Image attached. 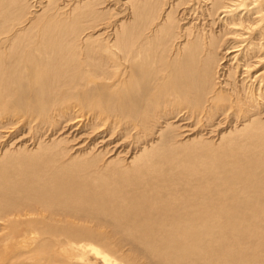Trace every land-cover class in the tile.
I'll use <instances>...</instances> for the list:
<instances>
[{"label": "rangeland", "instance_id": "obj_1", "mask_svg": "<svg viewBox=\"0 0 264 264\" xmlns=\"http://www.w3.org/2000/svg\"><path fill=\"white\" fill-rule=\"evenodd\" d=\"M17 1L20 2L18 3ZM38 1L39 0H37V2ZM46 1L47 0H41V2L40 3L38 2L39 4L36 3V5L35 3H33V0L31 1L1 0L0 2V30L3 31V32L0 31L1 32L0 39L2 40V41L0 40L2 42V43L0 42V44H3L4 46V47L0 46V111L3 112V113L0 112V218L7 217V221H8L7 222L4 221L3 219H0V264H73V263L74 264H105L100 259L96 258L95 255H93L91 252L90 253L88 252L84 256V259L82 260H76L73 258L71 259V257H69L72 256L73 254L75 255L74 257H77L82 253L80 250H77L76 248L71 250L72 245L70 243L67 242L64 243V241L68 239V236L71 235L76 237V234L73 229L69 230L70 233L69 231L68 232L65 231L66 233L63 232L65 233L64 235L59 231L60 229L45 228L46 226L45 224L53 222L55 223L56 226L63 229L65 226H67L70 223L75 224L74 222H72L73 220L84 222L85 227L87 228L95 227L101 229L105 233V235L108 236L109 242L105 239L104 236H101V239H99V236L94 235V237L96 236V238L91 240L90 238H92L91 237L92 235H86V234H82V235L79 234L80 238H78L77 235V237L73 241L74 242L76 241L78 244L89 242L96 246H103V247L107 241L108 245H111L115 248V252L111 254L119 262L117 264H213V263L242 264L241 259H243V261L245 260L243 264H247L246 261H250L248 262V264H260V263L264 264V259H263L264 258V249H263L264 248V113H263L264 90H263V86H260L261 89L260 92L262 93L253 94V96L250 97V99L247 98V100L250 101L245 100L243 102L240 101L241 103L237 102L238 104L236 105H238L239 107L241 106V111L244 112V114H242V116L241 115L235 116V121L233 123H231L230 118H228L229 120L226 119L227 115L234 113L233 109H229V111L227 109L226 111H224L226 109L224 106L228 104L230 96H232L233 98V94L228 93V95L224 96L223 100L217 103L219 104V108L214 109L216 112L213 110L211 111L210 106L208 105L209 102L206 101L207 99L206 90L210 86H200L196 83L195 87L197 85L196 88H198L199 91L198 92L193 91L189 98V100L191 99L190 103L187 104V106L185 105L187 108L184 106H182L183 107L182 108L181 106H177L178 105L176 104L177 100L173 99L172 95L168 97V94H171V92L167 89L172 90V88L168 87V85L164 87V84L161 82V86L163 85L160 89L161 92L157 91L155 95L154 94L151 95L149 91L146 89L148 85L151 84V82L153 83L157 82L156 79L158 77L155 78L156 74L154 75V73L156 71L153 68L157 64L156 60H158V56L159 55L161 56V63L165 64L166 66L168 65L167 64L168 61L171 58H174L173 52H175V50H173L174 48H172L173 45L169 46L170 42H168V40L171 38V37L169 38V36L173 30L163 34L164 37L165 35L166 37L165 39L161 37L158 41H156L158 42V44H156V42L152 43L150 47L151 49L150 51L152 52H150V56L148 57V60L146 59L142 61L141 60L143 59L142 57H140L139 59L137 58L136 59L138 60L136 61L138 63L137 64L136 62L128 61L123 58L124 52L126 53V50H129L131 48L129 47V45L134 41V39L136 38L137 40H139L141 39V36L139 34L146 33L145 31L146 24L142 19L148 20L152 18V16L155 15L154 13L155 12L157 13V11L155 12L152 11L153 13L149 12L147 15L144 16V18L137 19L132 13L131 14L129 13L128 6L122 4V1L124 0H97V2H95L94 0H89V1L85 0L86 2L88 1L87 3L91 2L89 3L90 5L89 7L93 11L90 8L87 9V3L85 5L84 0H82V2L81 0H70L72 5H70L69 0L68 3L67 2L64 3V0L62 1L48 0L49 2L51 1L52 5L54 6L51 9L52 11L50 12V14H57L58 16H61L59 17L61 20L58 19L59 20L57 22L58 24L56 23L57 26L56 25L50 26V27L52 26L55 27L52 29V33H51V35L53 34L52 36L55 37L54 42H52V39L51 40L49 39L50 41H48L47 37L43 38L42 36L43 35L42 32L44 28H41V26L46 24L44 23L45 21L42 19L44 16L45 17L48 16L46 14H49L48 12L46 13L44 9L47 10L51 8L49 6V2L45 5ZM55 1H57V3L58 2L60 3L57 8H55V5L53 4ZM194 1L195 2L193 4H189L188 5L189 7L188 6L186 7L187 9H189V10L187 9L185 10V14L188 16H186V18L185 16L184 18L182 17V21L181 19L179 20L180 26L183 23L182 27L184 28L185 27L184 25H186L187 27L188 23L193 21L192 24H194L195 22L196 24L195 27L199 30L198 34L200 35V33L204 32L203 34L205 35V33L208 31L207 28H209V25H206V23L208 24L209 16L204 8L194 5L198 0H194ZM8 3L9 5L11 3L12 4L8 6ZM166 3L163 5V7L166 6ZM33 4L35 6H33ZM33 8L34 10H32ZM79 9L81 11L83 10L82 11L83 15ZM85 9L86 11H84ZM57 10L58 12H62L63 16L62 13H55V11ZM87 11L89 13H87ZM32 12L33 13L36 12L35 14L39 13V16L43 14L42 19L41 17H38L39 21L40 22L43 21V22L42 24L39 22V24L41 25L38 28L34 29V26H32V28L31 26L28 27L27 34L29 36L32 34L36 35V33L37 35L42 34L40 35V38L39 39L30 38L29 40L26 39L22 41L21 39L18 38L19 36L20 37L23 36L25 38V34L21 35V31H20V35L16 37L15 40H13L16 29L19 27L24 28L28 25L27 20L31 16L30 14H33ZM91 12L94 15H92ZM66 14H68L69 17ZM176 14L173 17H175V20H178L179 14L177 15ZM193 14H195L196 16L195 15L193 16ZM76 15H78V17ZM202 15H204V17ZM96 17L98 18V20ZM19 18L21 19L20 21ZM75 18L77 19L79 18V19L77 20ZM196 18L197 21L199 20L198 22L196 21ZM203 18L204 20H202ZM60 21H63L61 23L62 27L59 26ZM183 21H185L186 24ZM118 24H121V27L118 26ZM201 24L202 27L200 26ZM170 25L171 23L167 24V29L169 28ZM175 25L176 23L174 21V23H172V26ZM203 26L205 27V29ZM84 27H86L87 30ZM176 27L177 26H175V31L177 30V32L179 33L180 30H178V27L177 28ZM199 27L201 28L199 29ZM5 28H7L9 32ZM215 28L213 32L218 39L217 30L219 31L223 27L221 25H219V27L216 25ZM33 29L34 31H32ZM39 29L41 33L39 32ZM83 29H85L84 31L86 32H84ZM203 29L206 30V32ZM73 30L76 33L73 32ZM30 31L32 34L30 33ZM92 32L96 34L99 33V35L98 34L97 35L99 37H102L100 38V42L99 40L96 42L92 39H88L87 41L84 42L81 41V37L84 34H90ZM219 32L222 33V31ZM6 33L7 35H5ZM103 34L105 36H103ZM67 35L71 38H69ZM8 36L10 38H8ZM224 36L225 35H223L220 38V40H222ZM72 38L73 40H71ZM31 39L33 40L32 42L30 41ZM65 39L68 42L65 41ZM5 40L9 43L5 42ZM164 40H166L167 43L166 41L164 42ZM20 41H22V43ZM29 41L31 43H29ZM225 41L227 42L223 45V47L225 46L226 47L224 49H220L219 52L217 53L218 54L217 64L221 65L220 67L219 65L216 66V63L214 64V59L216 58L215 54L211 56H209V54H206L205 50H207V47L204 46L202 47L200 45V41L198 40L196 41V44H198L199 47L192 52L194 53V56L197 57V59L195 60V62L197 61L196 65H200V61L203 58L205 59V57L203 56H206L210 60L212 59V62L210 61L209 64L216 67L215 69L220 72L219 73L217 71V76H219L221 79H224V76L227 75L228 73L227 70L236 67L235 59L232 60L233 62H231V59H225L231 57L227 55V51H229V48H232V46H230L231 39H229L228 37L225 39ZM27 42L28 45L26 44ZM91 42L94 43L92 44ZM258 42L260 43L262 42L261 44L264 45L263 39H261V41L259 40ZM90 43L92 44V46ZM164 43L165 46L163 48ZM241 44L243 46L247 44L245 38L244 41L240 43V45ZM77 45H80V47L78 46L79 48L78 47L75 48ZM9 46H11V48ZM23 46L25 47L23 48ZM43 46H45L44 48L48 50L47 53L44 52L45 49L43 48ZM57 46L61 49L57 48ZM158 46L160 49L158 48ZM90 47H92V49ZM94 47H98V48H94ZM13 48H15V50ZM65 48H67L68 50ZM75 49L76 50L78 49L79 51L77 50V52H75L76 51ZM97 49L100 51H97ZM123 49L124 51H122ZM169 49L171 50V53H169L170 52ZM62 51L64 52V54H62ZM86 51H88L89 53L90 52L93 53L89 54L87 52L88 53L87 54ZM24 52L27 53L26 60L23 58ZM184 52L186 53L184 54V56L182 55L183 57L181 56L182 61H180L182 63H186L185 60L188 59L186 56L188 51H184ZM212 52L214 53V50H212ZM96 53L99 56H97ZM128 53L130 56L131 52ZM262 53L264 54L263 51H260L259 54ZM52 54L55 56H53ZM62 55L64 58L62 57V59H60L59 61L58 59ZM64 55L65 56L67 55V58ZM72 55H74L75 57H73ZM163 55L165 58L163 57ZM51 56H53V58ZM84 56L88 58L86 59ZM46 58L48 61L46 60ZM81 58L82 60L79 61ZM244 59L242 60V62L246 61ZM164 60L165 62H163ZM253 60L255 59L253 58L252 61ZM64 61H66V66L64 65L65 64ZM74 61L78 62L80 67H78L79 66L78 63H76L77 64L76 65ZM88 61L91 62L89 63ZM250 61L251 59L248 58L246 62H250ZM263 61L264 59L261 62L262 65H264ZM87 62L90 65H88ZM69 64H70V68L67 67L69 66ZM142 65L144 66L142 67ZM54 66L55 67L58 66V67L54 68ZM213 66L211 67L213 68ZM224 66L226 68H224ZM61 67L63 71H61L62 70ZM71 67L74 68L71 69ZM87 67L90 70L87 69ZM257 67H254L252 70L263 68L261 67V64L259 66L260 68ZM67 68L69 72L65 70ZM137 68H139V70ZM145 68H147L148 71H145ZM96 69L100 73L102 78L104 75L105 77L104 82L106 81L108 82L104 84L101 78L100 79L93 78V79H95L97 82L99 80L100 83L110 86L109 88L103 86L104 89L103 88L100 90L98 89L97 90L98 92H95L94 90L96 89V86H94L93 84L94 80L92 81L87 80L89 76L90 77L88 79H91L93 72H97ZM56 70L59 71L60 73L57 72ZM78 70L79 71L82 70V71L79 72ZM140 70L141 71L143 70L144 73L143 71L141 72ZM252 70L250 72H252ZM30 71L35 72L34 80L28 77V73ZM47 71L49 74L47 73ZM64 71H66L67 73H65ZM126 71L129 72L127 73ZM54 72H56L55 73L56 75L59 74L60 75L56 77L54 75ZM81 72L83 75L81 74ZM165 72H167V70H165ZM138 74H140L141 77ZM253 74H257V72ZM51 75L55 77L53 78V76ZM70 75H72V77L74 78L70 77ZM60 76L62 79H64V77L66 76L67 77L64 80L59 79L60 82L58 83L57 78H60ZM241 76H239V79H241ZM189 77L192 78L194 77V75L189 74ZM189 77L186 79L187 80L190 79ZM116 78H117V82H120L119 83L120 85L124 83V81H127L126 83L127 85L129 83L130 88L129 85L126 87H122L119 84H117V82H115L116 80H114ZM137 78L140 79L139 82L142 81L141 82L142 85L141 83L138 82ZM68 79L70 82L73 79H76L78 81L73 80L74 82L72 81L71 84L68 81ZM36 81L38 83H36ZM64 81H66V83ZM176 81L177 84H179V82L181 81L180 77L177 78ZM211 81L209 82L211 83ZM262 81H264V78ZM61 82L63 85H61ZM89 82H91L90 85L88 84ZM201 82L202 80L200 81V83ZM50 83L52 86H50ZM114 83H116L115 84L116 86L113 85ZM230 83L233 85H239L244 89L245 86L247 88H252V87H255V89L259 88L258 84L247 85L249 82H244L242 81V79L241 81L236 80V82L233 80ZM242 83L243 84L246 83L245 86H243ZM64 84L66 85L64 86ZM87 85H89L88 86L89 88L85 87ZM61 86H64L66 88L63 87L64 88L63 89ZM203 87L207 89H203ZM21 88L23 90H21ZM215 88H218V90L220 89L219 85H216ZM201 89L203 90V92ZM18 90L20 93L21 91H23L24 95L21 96L20 93H17ZM70 90L72 91V93ZM136 90L137 93L135 92ZM138 90H140V92ZM165 90H166V94H165ZM108 91H112L113 94L109 95L111 92L108 93ZM118 91H120V93ZM10 93L13 94L15 93V94L13 95ZM52 93H54V95ZM85 93L92 95L90 96L85 95ZM117 93L118 95H116ZM193 93H195V95ZM201 93H204L202 94V97H200ZM243 94L246 93L243 92ZM55 95L57 96L55 97ZM159 95L160 97L162 95L163 98L161 97L162 99L161 98L159 99ZM45 96L46 98H44ZM74 96L77 99L80 97V99L77 100L74 98ZM83 96L86 97V99H84ZM93 96L94 97L96 96L95 98L97 100L92 101L91 99H93ZM154 96H156L157 99ZM241 96L242 93L238 94L237 96L238 98L235 97V99L239 100ZM20 97H22V99ZM65 98L67 99L68 104L66 103ZM69 98L72 99V101L68 100ZM166 98L167 99L169 98V100H167ZM81 99L84 100V102L76 103L77 101H81ZM104 99L105 102L101 101ZM107 99H108V103H106ZM86 100L87 102H85ZM161 100H163V102ZM150 101H152V104ZM167 101L169 103H167ZM30 102L32 105L28 107V103L30 104ZM54 102L55 104H53ZM198 102H200L203 105L200 104L199 106L201 107L197 106ZM244 102H255L258 104L254 108H251L250 110H252V112H250L248 111L247 106L243 104ZM88 103L89 104L94 103L93 107ZM129 103L133 105V108H131L132 106L130 107ZM155 103H158L159 107L156 106L157 104ZM205 103H207L208 106ZM77 104H79L80 106H78ZM104 104H106V106ZM33 105H36L35 106L36 112L34 111L31 112V110L33 109L35 110ZM37 106L40 109L42 108L41 109L42 111ZM89 106H91V108L93 109L94 108L96 109L94 113H93V109H91ZM98 106L102 107L103 111L100 110L97 111L98 108L96 107ZM195 106L197 107V111H195L196 110ZM22 107H23V111H22ZM84 107H87L88 109ZM44 108L45 111H43ZM177 108H179L180 110H178ZM219 109L220 111H218ZM18 110L20 112H24L25 110V112L19 113ZM67 110L69 111V114ZM134 110L136 111L134 112ZM254 110L255 113H253ZM34 113H36V115ZM136 113L138 114V117ZM117 114L121 115V117L120 115L118 116L120 117V119L117 117ZM140 114L142 115V117ZM211 114L214 118L210 116ZM97 115L98 117H96ZM102 115H104L105 117L108 116L107 119ZM197 115L199 116L197 117ZM216 117L217 119H215ZM207 118H208V122L206 121ZM218 118L220 119L218 120ZM25 119L26 121L24 122ZM43 120H45L47 124L45 123V121L43 122ZM134 120H136V122ZM197 120L198 123H194L195 121L197 122ZM220 121L222 124L220 123ZM120 122L121 125H119ZM122 122L124 123L125 127L124 126L122 127ZM242 122L244 126L242 125ZM74 123L75 125H73ZM106 123H108L112 127L109 128V125ZM39 124L42 126L40 127ZM211 125L213 127H211ZM104 127H107L106 130ZM138 127L139 129H137ZM127 130L129 131L126 134ZM222 133H224L223 135L225 136H222ZM121 134H123L124 136ZM101 141H103L105 145ZM38 152L42 153V160L44 159L43 162H45L46 164H41L43 162L41 161L37 162L34 159H33L34 162H30L32 155L34 157V154L36 153L38 154ZM52 156L54 158L57 156V158L54 160L56 162L59 160V162H57L56 164L61 163L58 169L56 167H50L48 165L50 164L49 160H53ZM140 157H142L143 159H141ZM68 165L73 166L72 174L70 173V171L68 172L72 177L70 179L65 178L66 172L68 170ZM222 181L224 184L225 183L233 184L234 182L235 185L234 184L231 185L234 188L224 187V189L225 188H227V190L230 189L229 191L224 190L222 185L223 183H220ZM215 184L217 186H215ZM57 185L60 186L56 188ZM212 187L216 189L213 190ZM217 188L219 189L221 188V190L219 191L218 189L217 191ZM231 189H233L232 194H231L232 191ZM74 190L77 191L79 194ZM215 190L217 192H215ZM81 193L82 196L83 195L85 196L82 197ZM212 193L213 195H211ZM233 193H235V195ZM67 194L68 195L70 194L71 197H69ZM206 195L209 199H207ZM215 195L216 198L218 199L215 198ZM222 195H224V197ZM239 195L244 200L240 199ZM61 196L63 199H61ZM90 196L92 197V199H94L95 196H98L96 197L98 198V200L96 198L92 200ZM211 196L215 198L214 201L211 200ZM232 196L234 198L237 196V198L240 201H238L236 198H235L236 200L234 201V198ZM68 197L73 200H69ZM79 199L80 201H77ZM51 200L54 201L51 202ZM59 200L61 201L59 202ZM66 200L70 202L72 201L79 202V203L73 202V205L78 204L79 207L78 205H76V207L72 206V210H68L69 213L68 211L67 212L65 210L62 211L57 209V207H55L56 204L61 203L63 209H66V207L67 209L71 208V206L68 204V202H66ZM154 202L158 204V207L151 208ZM42 203L47 207L44 206ZM212 203L214 204V206ZM215 205H217L216 209H214ZM75 208L77 209L75 210ZM5 210L6 211L11 210V212L4 215V213L6 212ZM117 212H121L119 213V216L117 215ZM192 213L193 215H191ZM217 213L218 216H216ZM211 215L213 216V219L216 221L213 223L214 227L211 226L212 223L211 220H209L210 219L209 217ZM19 216L22 217L18 218ZM12 217H15L16 219L18 218V220L15 219L13 221H22V222H18L13 228L12 225L8 224L11 221L10 218ZM29 218L31 219L28 220ZM233 219L235 221H233ZM29 222H31L32 226H30ZM238 223L242 225L240 224L238 225ZM208 224L210 225L209 227ZM223 226L225 227L223 228ZM229 227H231L232 231ZM172 228H177L175 235L178 237L177 238L174 237L171 241L174 243H178L179 245H174L172 248L171 246L166 244L168 246L166 248L164 247L165 242L161 243V241L164 239L170 240V235L168 233L172 232ZM189 228L192 231H194L195 235L193 234V232L190 233L187 232L186 229L189 230ZM226 228L227 229L229 228L230 230L229 229L227 230ZM151 229L152 231H150ZM51 230H53L54 232ZM203 230L205 231L208 230V231H206L205 234ZM201 232H202V236L204 237H201ZM191 233L194 235V236L192 235L193 237L191 236ZM218 242L220 245L216 244ZM159 244L160 247L158 246ZM217 245L219 246L217 247ZM260 245L263 248L260 247ZM242 249L243 252H241ZM254 250L255 252H253ZM205 251L207 252V254ZM229 256L231 258L233 256V260L235 262L232 261V259L229 258ZM251 257L252 258L255 257V258L252 259ZM236 260L238 263L236 262Z\"/></svg>", "mask_w": 264, "mask_h": 264}, {"label": "bare ground", "instance_id": "obj_2", "mask_svg": "<svg viewBox=\"0 0 264 264\" xmlns=\"http://www.w3.org/2000/svg\"><path fill=\"white\" fill-rule=\"evenodd\" d=\"M11 1V0H10ZM16 1V0H15ZM31 1V0H30ZM60 1V0H59ZM62 1V0H61ZM70 1V0H69ZM68 0L67 1H65L64 0V3L65 2H69ZM85 1V0H84ZM89 1V0H88ZM87 1V2H88ZM95 2H97V0H94ZM166 1H167V3H166ZM0 2H1V0H0ZM18 2V1H17ZM20 2V1H19ZM18 2V3H19ZM39 3L41 2V0H39L38 1ZM37 2V0H33V3H35V5H36V3H38ZM49 1L47 0L46 2H45V5L48 3ZM81 2H82V0H81ZM86 1H85V5H86V3H87ZM195 1L194 0H124V1H122V4L123 5H126V6H128V10H129V13L131 14H133L137 19H142V18H144V16L145 15H147L149 12H155V11H157V13L155 12L154 14V16H152V18H150V19H142V20H144V22H145V31H146V33H140L139 35L141 36V39H139V40H137L136 38L134 39V41L129 45V47H131L129 50H126V53L124 52V55H123V58L125 59V60H128V61H132V62H136V61H138V60H136L137 58L139 59L140 57H142L143 59H141L142 61L143 60H148V57L150 56V52H152V51H150L151 49H150V47H151V45H152V43L153 42H156V41H158L161 37H163L164 39H165V37H166V35H165V37H164V35L163 34H165V33H167V32H170V31H172L171 32V34H170V36H169V40H168V42H170L169 43V46H172V48H174L173 50H175V52H173L174 53V58H176V59H174V58H171L169 61H168V65L166 66L165 64H162L161 63V56L159 55L158 56V60H156V62H157V64L156 65H158V66H154V68L153 69H155V73H154V75L156 74H158L157 76L155 75V78H157L156 80H157V82H155V83H153V82H151V84H149L148 85V87L146 88L148 91H149V93L152 95V94H154L155 95V93L157 92V91H160V89H161V87L163 86H161V82L164 84V87L165 86H167L168 85V87H170V88H172V90H170V89H167V90H169L170 92H171V94H168V97L169 96H173V99H175V100H177V103L176 104H178L177 106H184V107H186L187 106V104H189L190 103V100H189V98H190V96H191V93L194 91V92H198L199 91V89L198 88H196L197 87V85H196V87H195V84L197 83L198 85H200V86H210L208 89L207 88H205V87H203V89H207L206 90V97H207V99H206V101H208L209 102V106H210V110L212 111H215L214 109H217V108H219V104H217V103H219L220 101H222L223 100V98H224V96H226V95H228V93L229 94H233V98H232V96H230L229 97V102H228V104L226 105V106H224L226 109L224 110V111H226L227 109H228V111H229V109H233V111H234V113H232V114H229V115H227L226 116V119H228V118H230L231 119V123H233L234 121H235V116H238V115H241L242 116V114H244V112H242L241 111V106L239 107L238 105H236V104H238V103H241L240 101H245V100H247V98H249L250 99V97H252L253 96V94H258V93H262V92H260V86H263V90H264V81H262L263 80V78H264V65H262V60L264 59V54L262 53V54H259L260 53V51H263L264 52V45L263 44H261L260 42H258L259 40L261 41V39H263V41H264V30H263V28H264V0H198L194 5H196V6H200L201 8H204L207 12V14H208V16H209V20H208V24L206 23V25H209V28H207V32H206V30H204L205 29V27H204V31L206 32L205 33V35L203 34L204 32H202V30H201V32L202 33H200V35L198 34V29L195 27L196 26V24H195V22H194V24H192V22H190V23H188V26L186 27V25H184L185 27L183 28L182 27V25H183V23H182V25L180 26V19H181V21H182V17L184 18V16H185V18H186V16H188V15H186L185 14V10L187 9L186 7L189 5V4H193ZM38 3V4H39ZM89 3H91V2H89ZM89 3H87V9L88 8H90L89 6ZM166 3V6L165 7H163V5ZM168 3H169V5H168ZM12 4V3H11ZM10 4V5H11ZM37 4V5H38ZM54 5H55V8H57L58 7V5L60 4L59 2L57 3V1H55L54 3H53ZM83 4H84V2H83ZM94 4V3H93ZM9 5V3H8V6H10ZM25 5V4H24ZM34 4H33V6H35ZM43 5V4H42ZM41 5V6H42ZM62 5H63V3H62ZM70 5H72V3H71V1H70ZM69 5V6H70ZM97 5V4H96ZM23 6V5H22ZM49 6L51 7V8H49V9H44L45 11H46V13L48 12L49 14H46V15H48L47 17H43V19H42V15L41 16H39V13H37V14H35V13H33V14H30V15H28V16H30L29 18H28V20H27V26L26 27H24V28H15L16 29V32H15V35H14V39L13 40H15L16 39V37H18L19 35H20V31H21V35H24L25 34V38L23 37V36H19V38L18 39H21L22 41L23 40H29L30 38H32V39H39L40 38V35H42V34H40V35H37V33H36V35H33L32 33H31V31H30V33L32 34V35H28L27 33H28V27H30L31 26V28H32V26H34V29L35 28H38L41 24H42V22H40L39 21V19H38V17H41V19L42 20H44L45 22L44 23H46V24H44V25H42L41 26V28H44V30H43V38H45V37H47V39H48V41H50L51 39H52V42H54V38L55 37H53L52 35H51V33H52V29L53 28H55V27H53V26H55L56 25V23L59 21L58 19H60L59 17H61V16H58L57 14H50V12L52 11L51 9L54 7L53 5H52V2L50 1L49 2ZM48 6V7H49ZM75 6V5H74ZM74 6H72V7H74ZM79 6V5H78ZM91 6H92V4H91ZM61 7V6H60ZM59 7V8H60ZM64 7V6H63ZM62 7V8H63ZM67 7H68V5H67ZM66 7V8H67ZM76 7V6H75ZM86 7V6H85ZM180 7V8H179ZM189 7V6H188ZM25 8V7H24ZM29 8V7H28ZM38 8V7H37ZM58 8V9H59ZM78 8V7H77ZM82 8H84V7H82ZM81 8V9H82ZM109 8V7H108ZM156 8V9H155ZM43 9V8H42ZM41 9V10H42ZM61 9V8H60ZM59 9V10H60ZM68 9V8H67ZM74 9V8H73ZM91 9V8H90ZM94 9V8H93ZM111 9V8H110ZM32 10H34V8L32 9ZM75 10V9H74ZM80 10V9H79ZM92 10V9H91ZM187 10H189V9H187ZM192 10V9H191ZM204 10V11H205ZM16 11V10H15ZM28 11V10H27ZM31 11V10H30ZM37 11V10H36ZM63 11V10H62ZM81 11V10H80ZM83 11V10H82ZM82 11H81V13H82ZM84 11H86V9L84 10ZM93 11V10H92ZM108 11V10H107ZM159 11H160V13H159ZM195 11V10H194ZM68 12V11H67ZM75 12V11H74ZM73 12V13H74ZM152 12V13H153ZM193 12V11H192ZM199 12V11H198ZM197 12V13H198ZM202 12V11H201ZM44 13V12H43ZM55 13H62V12H58V10L57 11H55ZM64 13H65V11H64ZM87 13H89L88 11H87ZM92 13V12H91ZM179 14V18H178V20H175V17H173V16H175V14ZM41 14V13H40ZM78 14V13H77ZM85 14V13H84ZM96 14V13H95ZM176 14V15H177ZM9 15V14H8ZM45 15V14H44ZM66 15H68V14H66ZM81 15V14H80ZM82 15H83V13H82ZM92 15H94L93 13H92ZM128 15V14H127ZM191 15V14H190ZM195 14H193V16H194ZM198 15V14H197ZM201 15V14H200ZM199 15V16H200ZM62 16H63V13H62ZM77 17H78V15H76ZM75 16V17H76ZM90 16V15H89ZM88 16V17H89ZM131 16V15H130ZM192 16V17H193ZM196 16V15H195ZM203 17H204V15H202ZM68 17H69V15H68ZM81 17H83V16H81ZM99 17V16H98ZM103 17H104V15H103ZM65 18V17H64ZM97 18V17H96ZM95 18V19H96ZM102 18V17H101ZM128 18V17H127ZM188 18V17H187ZM199 18V17H198ZM75 19H77V18H75ZM79 19V18H78ZM77 19V20H78ZM82 19V18H81ZM89 19V18H88ZM125 19V18H124ZM130 19V18H129ZM21 19L19 18V21H20ZM25 20V19H24ZM24 20H22V21H24ZM61 20V19H60ZM83 20V19H82ZM97 20H98V18H97ZM145 20H147V21H145ZM185 20V19H184ZM202 20H204V18L202 19ZM64 21V20H63ZM63 21H60V25L59 26H61V23L63 22ZM70 21V20H69ZM122 21V20H121ZM174 21H175V23H176V25L175 26H177L178 27V30H180L179 31V33L177 32V30L175 31V26H172V23H174ZM186 21V20H185ZM185 21H183V22H185ZM196 21H197V18H196ZM199 21V20H198ZM197 21V22H198ZM201 21V20H200ZM39 22L41 23V24H39ZM119 22V21H118ZM130 22V21H129ZM74 23V22H73ZM143 23V22H142ZM168 23H171V25L169 26V28L167 29V24ZM58 24V23H57ZM185 24H186V22H185ZM19 25H21V24H19ZM51 25H53L52 27H50ZM66 25V24H65ZM74 25V24H73ZM204 25V24H203ZM218 26L219 27V25H221L223 28H221L219 31H222V33H220L218 30H217V34H218V39H217V37L214 35V28H215V26ZM57 26V25H56ZM70 26V25H69ZM83 26V25H82ZM96 26V25H95ZM118 26H120L121 27V24H118ZM199 26V25H198ZM201 27H202V24L200 25ZM16 27V26H15ZM18 27V26H17ZM62 27V26H61ZM73 27V26H72ZM89 27V26H88ZM176 27V28H177ZM201 27H199V29L201 28ZM74 28H75V26H74ZM77 28V27H76ZM84 28H86V27H84ZM94 28V27H93ZM129 28V27H128ZM6 30H7V28H5ZM34 29L32 30V31H34ZM59 29H61V28H59ZM63 29H64V27H63ZM88 29H90V28H88ZM96 29H97V27H96ZM104 29V28H103ZM216 29V28H215ZM69 30H71V29H69ZM85 29H83V31H84ZM86 30H87V28H86ZM168 30V31H167ZM1 31V30H0ZM8 31V30H7ZM13 31V30H12ZM66 31H68V30H66ZM76 31H78V30H76ZM100 31V30H99ZM105 31V30H104ZM118 31V30H117ZM129 31V30H128ZM175 31V32H174ZM211 31V32H210ZM1 32H3V31H1ZM1 32H0V34H1ZM5 32V31H4ZM9 32V31H8ZM39 32H40V29H39ZM73 32H75L74 30H73ZM84 32H86V31H84ZM88 32H89V30H88ZM95 32V31H94ZM119 32H120V30H119ZM41 33V32H40ZM72 33V32H71ZM76 33V32H75ZM78 33H80V32H78ZM77 33V34H78ZM101 33V32H100ZM62 34V33H61ZM68 34V33H67ZM98 35H99V33H97ZM96 33H90V34H84L82 37H81V41L82 42H84V41H87L88 39H92V40H94V41H98L99 40V42H100V38H102V37H99L98 35H97ZM108 34V33H107ZM216 34V35H217ZM5 35H7V33L5 34ZM10 35V34H9ZM59 35V34H58ZM81 35V34H80ZM101 35V34H100ZM223 35H225L223 38H222V40H220V38L223 36ZM253 35V36H252ZM29 36V37H28ZM60 36H62V35H60ZM68 36V35H67ZM103 36H105L104 34H103ZM128 36V35H127ZM4 37V36H3ZM64 37V36H63ZM69 37V36H68ZM75 37V36H74ZM77 37V36H76ZM182 37V38H181ZM229 37V39H231V44H230V46H232V48H229V51H227V55L228 56H231L230 58H225V59H231V62H233L232 60H236V67H235V65H234V67L235 68H232V69H230V70H227L228 71V73H227V75H225L224 76V79H221L219 76H217V71L218 70H216L215 68L216 67H214L213 65H211V64H209V62L211 61L212 62V59L210 60L209 58H207L206 56H203V57H205V59L203 58L201 61H200V65H196V62H195V60L197 59V57H195L194 56V53H192L196 48H198L199 46H198V44H196V41L198 40V41H200V45L203 47H207V50H205L204 48V50L206 51V54H209V56H211V55H214L215 54V59H214V64L216 63V66H218L219 64H217V61H218V57H217V53L219 52V50L220 49H224L225 47H223V45L227 42V41H225V39L226 38H228ZM252 37V38H251ZM6 38V37H5ZM8 38H10L9 36H8ZM69 38H71V37H69ZM244 38H245V40L247 41V44H245V46H243L242 44L240 45V43L242 42V41H244ZM251 38V39H250ZM3 39V38H2ZM17 39V40H18ZM30 40L31 42L33 41V40ZM50 39V40H49ZM62 39V38H61ZM1 40V39H0ZM4 40V39H3ZM11 40V39H10ZM12 40V41H13ZM16 40V41H17ZM57 40V39H56ZM71 40H73V38L71 39ZM77 40V39H76ZM167 40V39H166ZM166 40H164V42L166 41ZM228 40V39H227ZM2 41V40H1ZM0 41V42H1ZM22 41H20L21 43H22ZM29 41V43H31ZM59 41H60V39H59ZM65 41H67L66 39H65ZM163 41V40H162ZM4 42V41H3ZM5 42H7L6 40H5ZM26 42V41H25ZM36 42V41H35ZM62 42V41H61ZM60 42V43H61ZM68 42V41H67ZM71 42V41H70ZM80 42V41H79ZM111 42V41H110ZM123 42H125V41H123ZM2 43V42H1ZM7 43H9V42H7ZM14 43V42H13ZM41 43V42H40ZM59 43V44H60ZM92 43V42H91ZM90 43V44H91ZM94 43V42H93ZM92 43V44H93ZM160 43V42H159ZM166 43H167V41H166ZM11 44H12V42H11ZM15 44V43H14ZM27 45H28V42L26 43ZM49 44V43H48ZM59 44H58V46H59ZM73 44V43H72ZM92 44H91V46H92ZM113 44V43H112ZM156 44H158V42H156ZM6 45H8V44H6ZM38 45H40V44H38ZM46 45V44H45ZM63 45V44H62ZM71 45V44H70ZM81 45V44H80ZM80 45H77L75 48H77L78 46L80 47ZM98 45H99V43H98ZM122 45V44H121ZM0 46H3V44H0ZM12 46V45H11ZM11 46H9L10 48H11ZM57 46V48H59ZM90 46V45H89ZM94 46V45H93ZM107 46V45H106ZM114 46V45H113ZM164 46H165V43H164V45H163V48H164ZM4 47V46H3ZM6 47V46H5ZM17 47V46H16ZM25 46H23V48H24ZM39 47V46H38ZM45 46H43V48H44ZM60 47H61V45H60ZM67 47V46H66ZM78 47V48H79ZM103 47H104V45H103ZM128 47V48H129ZM2 48V47H1ZM18 48V47H17ZM17 48H16V50H17ZM20 48V47H19ZM49 48V47H48ZM68 48V47H67ZM67 48H65V49H67ZM91 49H92V47H90ZM94 48H98V47H94ZM112 48V47H111ZM120 48V47H119ZM153 48H154V45H153ZM157 48V47H156ZM158 48H159V46H158ZM170 48V47H169ZM235 48V49H234ZM14 50H15V48H13ZM45 49V48H44ZM56 49V48H55ZM59 49H61V48H59ZM88 49V48H87ZM160 49V48H159ZM167 49H168V46H167ZM191 49H192V51H191ZM7 50H10V49H7ZM57 50V49H56ZM68 50V49H67ZM73 50V49H72ZM71 50V51H72ZM76 50V49H75ZM78 50V49H77ZM77 50L75 51V52H77ZM83 50H84V47H83ZM153 50V49H152ZM164 50H166V49H164ZM170 50V49H169ZM212 50H214V53L212 52ZM21 51V50H20ZM36 51V50H35ZM47 51L48 50H44V52H46L47 53ZM70 51V50H69ZM79 51V50H78ZM81 51V50H80ZM93 51H94V49H93ZM97 51H100V50H98L97 49ZM103 51V50H102ZM107 51V50H106ZM122 51H124V49L122 50ZM158 51V50H157ZM184 51H188L187 52V54H186V56H187V58L188 59H186L185 60V62L186 63H182V62H180V61H182V57L184 56V54L186 53V52H184ZM225 51V50H224ZM19 52V51H18ZM57 52V51H56ZM60 52V51H59ZM74 52V53H75ZM88 51H86V53H87ZM128 52H131V55L129 56V53ZM161 52V51H160ZM166 52V51H165ZM200 52V51H199ZM8 53H9V51H8ZM11 53V52H10ZM38 53V52H37ZM73 53V52H72ZM89 53V52H88ZM87 53V54H88ZM91 53V52H90ZM89 53V54H90ZM93 53V52H92ZM91 53V54H92ZM169 53H171V50H170V52ZM196 53H197V51H196ZM195 53V54H196ZM62 54H64V52L62 51ZM66 54V53H65ZM78 54V53H77ZM86 54V55H87ZM97 54V53H96ZM152 54V53H151ZM201 54V53H200ZM30 55V54H29ZM41 55V54H40ZM53 55V54H52ZM68 55H69V53H68ZM76 55V54H75ZM143 55V56H142ZM166 55V54H165ZM172 55V54H171ZM183 55V56H182ZM198 55V54H197ZM196 55V56H197ZM226 55V54H225ZM47 56V55H46ZM53 56H55V55H53ZM53 56H51L52 58H53ZM65 56V55H64ZM71 56V55H70ZM73 57H75L74 55H72ZM90 56V55H89ZM97 56H99L98 54H97ZM102 56V55H101ZM108 56V55H107ZM182 56V57H181ZM208 56V57H209ZM36 57H37V55H36ZM45 57V56H44ZM62 57H63V55L62 56H60L59 57V61H60V59H62ZM66 58H67V55L65 56ZM72 57V58H73ZM85 57V56H84ZM92 57V56H91ZM113 57H114V55H113ZM151 57H152V55H151ZM163 57H164V55H163ZM238 57V58H237ZM246 57V58H245ZM23 58L26 60V58H27V53L26 52H24L23 53ZM43 58V57H42ZM64 58V57H63ZM77 58V57H76ZM79 58V57H78ZM83 58V57H82ZM82 58L79 60V61H81L82 60ZM86 58V57H85ZM88 58V57H87ZM86 58V59H87ZM112 58V57H111ZM165 58V57H164ZM245 58V59H244ZM248 58H250L251 59V61L250 62H246L247 60H248ZM255 59V60H253L252 61V59ZM44 59V58H43ZM56 59V58H55ZM120 59V58H119ZM152 59V58H151ZM150 59V60H151ZM163 59V58H162ZM238 59V60H237ZM246 60V61H244V62H242V60ZM46 60H47V58H46ZM74 60H76V59H74ZM85 60V59H84ZM83 60V61H84ZM48 61V60H47ZM55 61H57V60H55ZM58 61V62H59ZM67 61V60H66ZM66 61H64L65 62V66H66ZM78 61V60H77ZM94 61V60H93ZM124 61V60H123ZM221 61V60H220ZM228 61V60H227ZM52 62H54V61H52ZM62 62V61H61ZM75 62V61H74ZM89 62V61H88ZM87 62V63H88ZM91 62V61H90ZM89 62V63H90ZM95 62V61H94ZM141 62V61H140ZM146 62V61H145ZM150 62V61H149ZM153 62V61H152ZM163 62H165V60L163 61ZM223 62H224V60H223ZM222 62V63H223ZM264 62V61H263ZM56 63V62H55ZM76 63H78V62H75V64ZM81 63V62H80ZM85 63V62H84ZM88 63V65H90ZM122 63V62H121ZM137 63V62H136ZM148 63V62H147ZM151 63V62H150ZM199 63V62H198ZM220 63V62H219ZM54 64V63H53ZM53 64H51V65H53ZM60 64H63V63H60ZM138 64V63H137ZM140 64V63H139ZM229 64V63H228ZM260 64H261V67H263V68H261V69H255V70H252L254 67H259L260 66ZM50 65V66H51ZM77 65V64H76ZM78 65H79V63H78ZM83 65H86V64H83ZM93 65V64H92ZM100 65V64H99ZM116 65V64H115ZM154 65V64H153ZM165 65V66H164ZM227 65V64H226ZM41 66V65H40ZM140 66V65H139ZM144 65H142V67H143ZM150 66V65H149ZM211 66H213V68L211 67ZM221 65H219V67H220ZM56 67H58V66H56ZM55 66H54V68H56ZM60 67V66H59ZM68 68H70V64H69V66H67ZM75 67V66H74ZM74 67H71V69L72 68H74ZM78 67H80V65L78 66ZM112 67V66H111ZM128 67V66H127ZM138 67V66H137ZM222 67H223V64H222ZM257 67V68H258ZM38 68V67H37ZM42 68V67H41ZM64 68V67H63ZM66 68V67H65ZM68 68L67 69H65V70H67L68 71ZM89 68H90V66H89ZM88 67H87V69H89ZM96 68V67H95ZM140 68V67H139ZM139 68H137L138 70H139ZM224 68H226L225 66H224ZM228 68H229V66H228ZM227 68V69H228ZM260 68V67H259ZM60 69V68H59ZM58 69V70H59ZM61 69H62V67H61ZM75 69H77V68H75ZM79 69V68H78ZM147 68H145V71H148V69L146 70ZM152 69V68H151ZM189 70V71H187V70ZM83 70V69H82ZM82 70H80V71H82ZM90 70V69H89ZM93 70V69H92ZM95 70V69H94ZM165 70H167V72H165ZM223 70V69H222ZM252 70V72H250ZM53 71V70H52ZM57 71V70H56ZM61 71H63V69L61 70ZM73 71V70H72ZM79 71V70H78ZM79 71V72H80ZM96 71H97V69H96ZM110 71V70H109ZM141 71V70H140ZM143 71V70H142ZM141 71V72H142ZM150 71H152V70H150ZM158 71H160V72H158ZM221 71V70H220ZM50 72V71H49ZM57 72H59V71H57ZM65 73H67L66 71H64ZM69 72V71H68ZM75 72H77V71H75ZM74 72V73H75ZM84 72V71H83ZM86 72V71H85ZM93 72V71H92ZM98 72V71H97ZM93 72V74H92V76H91V79H88L87 78V80H94L93 81V84H94V86H96V89H94L95 90V92H98L97 90L99 89H104V87H110V86H108V85H104V84H106V82H108V81H106V82H104V75H103V78L101 77V75H100V73L98 72ZM101 72V71H100ZM112 72V71H111ZM127 73L129 72V71H126ZM139 72V71H138ZM219 72V71H218ZM257 72V74H253V73H256ZM47 73H48V71H47ZM51 73V72H50ZM56 72H54V75L57 77V76H59L60 74V72L58 73L59 75H56L55 74ZM64 73V74H65ZM88 73H91V72H88ZM143 73H144V71H143ZM150 73V72H149ZM148 73V74H149ZM220 73V72H219ZM230 73V74H229ZM49 74V73H48ZM61 74H62V72H61ZM76 74V73H75ZM74 74V75H75ZM81 74H82V72H81ZM122 74V73H121ZM124 74V73H123ZM141 74V73H140ZM140 74H138L139 76H140ZM151 74V73H150ZM189 74H192V75H194V77H192V78H190L189 77ZM209 74V75H208ZM241 74H242V76H241ZM253 74V75H252ZM67 75V74H66ZM73 75V76H74ZM83 75V74H82ZM85 75V74H84ZM120 75V74H119ZM153 75V76H154ZM208 75V76H207ZM51 76H53V75H51ZM50 76V77H51ZM55 76H53V78L55 77ZM63 76H65V75H63ZM62 76V77H63ZM113 76V75H112ZM122 76V75H121ZM124 76V75H123ZM147 76V75H146ZM190 78V79H186V78H188V77ZM214 76H216V77H214ZM221 76V75H220ZM239 76H241V79H242V81H244V82H249L247 85H254V84H258V87L259 88H256L255 89V87H252V88H247L246 86H245V84H243V86H245V89L243 88V87H240L239 85H233V84H231L230 82L231 81H235L236 82V80H240L241 81V79H239ZM28 77L30 78V79H33L34 80V78H35V72H32V71H30L29 73H28ZM67 77V76H66ZM66 77H64V79H66ZM70 77H72V75H70ZM83 77V76H82ZM86 77V76H85ZM107 77V76H106ZM109 77V76H108ZM141 77V76H140ZM150 77H151V75H150ZM149 77V78H150ZM180 77V79H181V81L179 82V84H177V81H176V79L177 78H179ZM72 78H74V77H72ZM79 78V77H78ZM77 78V79H78ZM93 78H95V79H100L101 78V80H103V82H104V84L103 83H100L99 82V80H98V82L95 80V79H93ZM223 78V77H222ZM23 79V78H22ZM40 79V78H39ZM47 79H48V77H47ZM47 79H45V80H47ZM51 79V78H50ZM58 79V80H57ZM56 80L58 81V83L60 82L59 81V79H62L61 78V76H60V78H57ZM64 79H62V80H64ZM81 79H83V78H81ZM120 79V78H119ZM138 79V82H139V78H137ZM41 80H43V79H41ZM40 80V81H41ZM74 81L76 80V79H73ZM73 80H71V82L73 81ZM79 80V79H78ZM78 80H76V81H78ZM87 80H86V82H87ZM111 80H113V79H111ZM114 80H116L115 82H117V78L116 79H114ZM202 80V82L200 83V81ZM214 81V82H212V81ZM49 81V80H48ZM56 81V82H57ZM68 81H69V79H68ZM73 81V82H74ZM148 81H149V79H148ZM209 81H211V83L209 82ZM53 82V81H52ZM51 82V83H52ZM65 83H66V81H64ZM70 82V81H69ZM68 82V83H69ZM70 82V83H71ZM112 82H114V81H112ZM111 82V83H112ZM123 82V81H122ZM127 81H124V83H122L121 85L119 84L120 82H117V84H119L120 86H122V87H126V86H128L129 85V83H128V85H127V83H126ZM142 82V81H141ZM141 82H139V83H141ZM36 83H38L37 81H36ZM40 83V82H39ZM51 83H50V86H52L51 85ZM58 83H57V85H58ZM138 83V84H139ZM34 84V83H33ZM53 84V83H52ZM72 84V83H71ZM77 84V83H76ZM89 85L91 84V82H89L88 83ZM116 83H114L113 85H115ZM125 84V85H124ZM148 84V83H147ZM158 84V85H157ZM211 84V85H210ZM263 84V85H262ZM45 85H47V84H45ZM49 85V84H48ZM61 85H63L62 84V82H61ZM66 84H64V86H65ZM84 85H86V84H84ZM89 85H87V86H85V87H88ZM113 85H112V87H113ZM132 85V84H131ZM141 85H142V83H141ZM216 85H219V87H220V89L218 90V88H215V86ZM49 86V87H50ZM64 86H61L62 88L64 87ZM71 86V85H70ZM81 86V85H80ZM104 86V87H103ZM116 86V85H115ZM135 86V85H134ZM140 86V85H139ZM8 87V86H7ZM32 87V86H31ZM49 87H46V88H49ZM57 87V86H56ZM119 87V86H118ZM228 87V88H227ZM28 88V87H27ZM59 88V87H58ZM64 88H66V87H64ZM63 88V89H64ZM89 88V87H88ZM129 88H130V85H129ZM4 89V88H3ZM60 89V88H59ZM72 89H74V88H72ZM71 89V90H72ZM91 89V88H90ZM93 89V88H92ZM137 89V88H136ZM140 89V88H139ZM194 89V90H193ZM218 90V92H217V90ZM21 90H23L22 88H21ZM46 90V89H45ZM57 90V89H56ZM70 90V91H71ZM76 90V89H75ZM81 90V89H80ZM86 90V89H85ZM93 90V91H94ZM113 90V89H112ZM119 90H121V89H119ZM123 90V89H122ZM141 90V89H140ZM140 90H138L139 92H140ZM202 90V89H201ZM25 91V90H24ZM29 91V90H28ZM31 91H32V89H31ZM40 91H41V89H40ZM43 91V90H42ZM52 91V90H51ZM58 91V90H57ZM61 91V90H60ZM66 91V90H65ZM68 91H69V89H68ZM74 91V90H73ZM82 91V90H81ZM80 91V92H81ZM104 91V90H103ZM205 91V90H204ZM54 92V91H53ZM75 92V91H74ZM80 92H77V93H80ZM88 92H89V90H88ZM100 92H102V91H100ZM109 92H111L109 95H112L113 94V92L112 91H108V93ZM119 93H120V91H118ZM136 93H137V90L135 91ZM138 92V93H139ZM161 92V91H160ZM202 92H203V90H202ZM243 92L244 93H246V94H243ZM264 92V91H263ZM7 93V92H6ZM17 93H20L19 92V90L17 91ZM45 93V92H44ZM58 93V92H57ZM57 93H55V94H57ZM61 93V92H60ZM71 93H72V91H71ZM107 93V94H108ZM131 93V92H130ZM144 93V92H143ZM159 93V92H158ZM225 93V94H224ZM240 93H242V96H241V98L239 99V100H236L235 99V97H237L238 96V94H240ZM10 94H13V93H10ZM15 94V93H14ZM13 94V95H14ZM21 96H23L24 94H23V91H21ZM48 94V93H47ZM53 95H54V93H52ZM66 94V93H65ZM70 94V93H69ZM76 94V93H75ZM83 94V93H82ZM133 94V93H132ZM165 94H166V90H165ZM178 94V95H177ZM194 95H195V93H193ZM199 94H200V92H199ZM202 94H204V93H201V96L200 97H202ZM44 95V94H43ZM51 95V94H50ZM62 95V94H61ZM67 95V94H66ZM77 95V94H76ZM85 95H89V94H86L85 93ZM90 95H92V94H90ZM89 95V96H90ZM104 95V94H103ZM102 95V96H103ZM106 95V94H105ZM116 95H118V93L116 94ZM130 95V94H129ZM150 95V96H151ZM5 96V95H4ZM3 96V97H4ZM18 96V95H17ZM20 96V95H19ZM57 95H55V97H56ZM73 96V95H72ZM88 96V97H89ZM98 96V95H97ZM101 96V95H100ZM134 96H135V94H134ZM133 96V97H134ZM199 96V95H198ZM14 97V96H13ZM32 97V96H31ZM51 97V96H50ZM49 97V98H50ZM59 97V96H58ZM57 97V98H58ZM62 97V96H61ZM64 97V96H63ZM69 97V96H68ZM71 97V96H70ZM84 97V96H83ZM96 97V96H95ZM94 96H93V99H91L92 101L93 100H97L96 98H95ZM117 97V96H116ZM119 97V96H118ZM154 97H156V96H154ZM161 97H162V95H161ZM160 97V95H159V99L161 98ZM264 97V96H263ZM6 98H7V96H6ZM21 99H22V97H20ZM44 98H46V96L44 97ZM43 98V99H44ZM48 98V97H47ZM54 98V97H53ZM74 98H75V96H74ZM73 98V99H74ZM109 98V97H108ZM163 98V97H162ZM161 98V99H162ZM196 98V97H195ZM199 98V97H198ZM238 98V97H237ZM255 98V97H254ZM257 98V97H256ZM4 99V98H3ZM75 99H77V98H75ZM78 99H80V97L78 98ZM77 99V100H78ZM84 99H86V97H84ZM88 99V98H87ZM118 99V98H117ZM120 99V98H119ZM149 99V98H148ZM156 99H157V97H156ZM167 99V98H166ZM172 99V98H171ZM197 99V98H196ZM10 100V99H9ZM12 100V99H11ZM49 100V99H48ZM65 100H66V103H67V99L65 98ZM68 100H71L72 101V99H68ZM131 100V99H130ZM167 100H169V98L167 99ZM201 100V99H200ZM199 100V101H200ZM252 100V99H251ZM13 101V100H12ZM28 101V100H27ZM27 101H26V103H27ZM31 101V100H30ZM40 101V100H39ZM39 101H38V103H39ZM59 101V100H58ZM64 101V100H63ZM101 101H103V102H105V99L104 100H101ZM115 101H116V99H115ZM128 101V100H127ZM132 101V100H131ZM147 101V100H146ZM145 101V102H146ZM154 101H155V98H154ZM157 101V100H156ZM159 101V100H158ZM162 102H163V100H161ZM172 101V100H171ZM205 101V102H206ZM247 101H250V100H247ZM256 101V100H255ZM261 101V100H260ZM263 101H264V99H263ZM17 102H18V99H17ZM41 102V101H40ZM57 102V101H56ZM65 102V101H64ZM69 102V101H68ZM76 102V101H75ZM78 102H84V100H82L81 99V101H77L76 103H78ZM85 102H87V100L85 101ZM102 102V103H103ZM118 102V101H117ZM151 102V104H152V101H150ZM192 102V101H191ZM195 102V101H194ZM201 102V101H200ZM200 102H198V105L197 106H199L201 103ZM202 102H203V100H202ZM238 102V103H237ZM43 103V102H42ZM63 103V102H62ZM71 103V102H70ZM106 103H108V99H107V102ZM147 103V102H146ZM167 103H169L168 101H167ZM171 103V102H170ZM223 103V102H222ZM53 104H55V102L53 103ZM59 104H60V102H59ZM68 104V103H67ZM89 104V103H88ZM87 104V105H88ZM119 104V103H118ZM130 104V103H129ZM143 104V103H142ZM155 104H157L156 106H158L159 104L158 103H155ZM192 104V103H191ZM195 104V103H194ZM193 104V105H194ZM206 105H207V103H205ZM225 104V103H224ZM245 106H247V108H248V111H250V112H252V110H250L251 108H254L255 106H257V104L258 103H255V102H244L243 103ZM11 105V104H10ZM23 105V104H22ZM32 104H31V102H30V104L28 103V107H30ZM78 106H80L79 104H77ZM84 105V104H83ZM89 105H92V107H93V105H94V103L93 104H89ZM105 106H106V104H104ZM116 105H117V103H116ZM186 105V106H185ZM192 105V106H193ZM201 105H203V104H201ZM207 105V106H208ZM34 106V108H35V106L36 105H33ZM38 106H39V104H38ZM37 106V107H38ZM54 106V105H53ZM56 106V105H55ZM103 106V105H102ZM132 106V107H131ZM155 106V107H156ZM161 106V105H160ZM164 106V105H163ZM169 106V105H168ZM171 106V105H170ZM263 106V105H262ZM7 107V106H6ZM15 107H17V106H15ZM20 107H21V105H20ZM46 107V106H45ZM69 107V106H68ZM67 107V108H68ZM90 108H91V106H89ZM128 107V106H127ZM130 107L131 108H133V105H131L130 104ZM138 107V106H137ZM154 107V108H155ZM159 107V106H158ZM199 107H201V106H199ZM223 107V108H224ZM33 108V107H32ZM39 108V107H38ZM49 108V107H48ZM56 108V107H55ZM70 108H71V106H70ZM78 108V107H77ZM84 108H87V107H84ZM96 108H98L97 109V111L98 110H100V111H103L102 110V107H100V106H98V107H96ZM117 108V107H116ZM139 108V107H138ZM137 108V109H138ZM148 108V107H147ZM150 108H151V106H150ZM170 108V107H169ZM183 108V107H182ZM187 108V107H186ZM192 108V107H191ZM195 108H196V110L195 111H197V107L195 106ZM203 108V107H202ZM208 108V107H207ZM222 108V107H221ZM17 109V108H16ZM20 109V108H19ZM28 109V108H27ZM30 109V108H29ZM40 109V108H39ZM38 109V110H39ZM42 109V108H41ZM40 109V110H41ZM82 109H83V107H82ZM88 109V108H87ZM91 109H93V108H91ZM90 109V110H91ZM160 109V108H159ZM178 110H180L179 108H177ZM6 110V109H5ZM25 110H26V108H25ZM25 110H24V112H25ZM51 110V109H50ZM63 110V109H62ZM96 109L94 108L93 109V113H94V111H95ZM111 110V109H110ZM150 110V109H149ZM192 110V109H191ZM246 110V109H245ZM256 110V109H255ZM255 110H254V112L253 113H255ZM17 111V110H16ZM19 111V110H18ZM22 111H23V107H22ZM32 111H34V112H36V108H35V110L33 109V110H31V112ZM42 111V110H41ZM40 111V112H41ZM43 111H45V108H44V110ZM49 111V110H48ZM59 111H60V109H59ZM68 111V110H67ZM89 111V110H88ZM136 110H134V112H135ZM140 111V110H139ZM142 111H143V109H142ZM175 111H176V109H175ZM206 111H208V110H206ZM218 111H220V109L218 110ZM218 111H217V113H218ZM0 112H2V111H0ZM6 112V111H5ZM24 112H20L19 111V113H24ZM111 112V111H110ZM138 112V111H137ZM158 112V111H157ZM185 112V111H184ZM191 112V111H190ZM216 112V111H215ZM221 112H223V111H221ZM231 112V111H230ZM3 113V112H2ZM17 113V112H16ZM28 113H29V111H28ZM27 113V114H28ZM61 113V112H60ZM79 113V112H78ZM77 113V114H78ZM85 113H87V112H85ZM99 113V112H98ZM142 113V112H141ZM211 113V112H210ZM223 113H225V112H223ZM228 113V112H227ZM264 113V112H263ZM31 114V113H30ZM35 115H36V113H34ZM39 114V113H38ZM56 114H57V112H56ZM65 114V113H64ZM68 114H69V111H68ZM88 114H89V112H88ZM103 114H104V112H103ZM113 114V113H112ZM111 114V115H112ZM122 114H124V113H122ZM137 114V113H136ZM196 114V113H195ZM198 114V113H197ZM213 114V113H212ZM212 114L210 115L211 117H213L212 116ZM66 115H67V113H66ZM76 115V114H75ZM114 115V114H113ZM120 114H117V117L119 116ZM126 115V114H125ZM128 115V114H127ZM141 115V114H140ZM182 115V114H181ZM189 115V114H188ZM187 115V116H188ZM208 115H209V113H208ZM34 116V115H33ZM50 116V115H49ZM92 116V115H91ZM102 116H104V115H102ZM101 116V117H102ZM109 116H110V113H109ZM115 116V115H114ZM123 116V115H122ZM199 115H197V117H198ZM209 116V117H210ZM232 116H234V117H232ZM249 116V115H248ZM80 117H81V115H80ZM96 117H98V115L96 116ZM105 117V116H104ZM108 117V116H107ZM107 117H105L106 119H107ZM120 117H121V115H120ZM120 117H118L119 119H120ZM126 117V116H125ZM129 117V116H128ZM137 117H138V114H137ZM141 117H142V115H141ZM145 117V116H144ZM144 117H143V119H144ZM161 117V116H160ZM176 117H179V116H176ZM175 117V118H176ZM186 117V116H185ZM184 117V118H185ZM189 117V116H188ZM191 117H192V115H191ZM210 117V118H211ZM84 118V117H83ZM115 118V117H114ZM136 118V117H135ZM182 118V117H181ZM180 118V119H181ZM190 118V117H189ZM188 118V119H189ZM196 118V117H195ZM214 118V117H213ZM224 118V117H223ZM242 118V117H241ZM250 118V117H249ZM36 119V118H35ZM48 119V118H47ZM46 119V120H47ZM63 119V118H62ZM61 119V120H62ZM72 119V118H71ZM98 119V118H97ZM102 119V118H101ZM125 119V118H124ZM129 119V118H128ZM198 119V118H197ZM212 119V118H211ZM215 119H217V117L215 118ZM220 118H218V120H219ZM221 119H222V117H221ZM49 120V119H48ZM47 120V121H48ZM91 120H92V118H91ZM130 120V119H129ZM147 120V119H146ZM183 120V119H182ZM181 120V121H182ZM185 120V119H184ZM186 120H187V118H186ZM200 120V119H199ZM213 120V119H212ZM211 120V121H212ZM229 120V119H228ZM248 120V119H247ZM26 121V119L24 120V122ZM35 121V120H34ZM34 121H32V122H34ZM38 121V120H37ZM45 120H43V122H44ZM73 121V120H72ZM131 121V120H130ZM135 122H136V120H134ZM141 121V120H140ZM139 121V122H140ZM179 121V120H178ZM206 121L208 122V118L206 119ZM244 121V120H243ZM29 122H31V121H29ZM75 122V121H74ZM114 122V121H113ZM126 122V121H125ZM139 122H138V124H139ZM142 122V121H141ZM151 122V121H150ZM223 122V121H222ZM38 123V122H37ZM45 123H46V121H45ZM56 123V122H55ZM82 123V122H81ZM194 123H198V120H197V122L195 121ZM206 123V122H205ZM209 123H210V121H209ZM220 123H221V121H220ZM224 123V122H223ZM257 123V122H256ZM41 124V123H40ZM39 124V125H40ZM47 124V123H46ZM51 124V123H50ZM105 124V123H104ZM106 124H108V123H106ZM145 124V123H144ZM144 124H142V125H144ZM182 124V123H181ZM222 124V123H221ZM226 124V123H225ZM249 124V123H248ZM73 125H75V123L73 124ZM103 125V124H102ZM109 125V124H108ZM117 125V124H116ZM119 125H121V122H120V124ZM213 125V124H212ZM211 125V127H213ZM216 125V124H215ZM217 125H218V123H217ZM242 125L244 126V124H243V122H242ZM247 125V124H246ZM42 125H40V127H41ZM79 126V125H78ZM106 126V125H105ZM125 127V125H124V123L122 122V127ZM133 126V125H132ZM131 126V127H132ZM221 126H223V125H221ZM226 126V125H225ZM228 126H229V124H228ZM227 126V127H228ZM32 127V126H31ZM84 127H86V126H84ZM97 127V126H96ZM110 127H112V126H110L109 125V128ZM121 127V128H122ZM128 127V126H127ZM210 127V126H209ZM235 127V126H234ZM246 127V126H245ZM247 127H249V126H247ZM38 128V127H37ZM75 128V127H74ZM105 128V130H106V128L107 127H104ZM103 128V129H104ZM94 129H96V128H94ZM93 129V130H94ZM102 129V128H101ZM128 129V128H127ZM137 129H139V127L137 128ZM144 129V128H143ZM35 130V129H34ZM77 130V129H76ZM86 130V129H85ZM97 130H98V128H97ZM96 130V131H97ZM109 130V129H108ZM113 130H114V128H113ZM247 130H248V128H247ZM96 131H94V132H96ZM128 131L129 130H127V132H126V134L128 133ZM210 131V130H209ZM72 132V131H71ZM116 132H118V131H116ZM89 133V132H88ZM142 133V132H141ZM210 133V132H209ZM239 133V132H238ZM250 133V132H249ZM83 134V133H82ZM90 134V133H89ZM93 134V133H92ZM119 134V133H118ZM218 134V133H217ZM224 133H222V136H225V135H223ZM88 135V134H87ZM121 135H123V134H121ZM83 136V135H82ZM124 136V135H123ZM122 136V137H123ZM126 136V135H125ZM129 136H130V134H129ZM242 136V135H241ZM87 137V136H86ZM96 137V136H95ZM103 137V136H102ZM111 137V136H110ZM136 137V136H135ZM140 137H142V136H140ZM46 138V137H45ZM91 138V137H90ZM94 138V137H93ZM121 138V137H120ZM126 138V137H125ZM221 138V137H220ZM223 138V137H222ZM95 139V138H94ZM99 139H101V138H99ZM98 139V140H99ZM122 139V138H121ZM137 139V138H136ZM92 140V139H91ZM110 140V139H109ZM132 140V139H131ZM99 142V141H98ZM101 142H103V141H101ZM100 142V143H101ZM82 143V142H81ZM109 143V142H108ZM138 143V142H137ZM144 143V142H143ZM229 143V142H228ZM91 144V143H90ZM103 144H104V142H103ZM110 144H111V141H110ZM98 145V144H97ZM105 145V144H104ZM106 145H107V143H106ZM146 145V144H145ZM103 146V145H102ZM134 146V145H133ZM100 147V146H99ZM104 147V146H103ZM111 148V147H110ZM105 149V148H104ZM134 150V149H133ZM46 151V150H45ZM61 151V150H60ZM78 151H79V149H78ZM115 151V150H114ZM81 152V151H80ZM59 153V152H58ZM82 153V152H81ZM45 154V153H44ZM83 154V153H82ZM58 156V155H57ZM57 156L54 158L53 156V160H49V162H50V164H48L50 167H56L57 169H58V167L61 165V163L60 164H56L57 162H59V160L56 162L54 159H56L57 158ZM50 158V157H49ZM139 158V157H138ZM138 158H135V159H138ZM141 159H143L142 157H140ZM33 159L34 160H36L37 162H39V161H41V162H43V160H42V153H40V152H38V154L36 153V154H34V157H33V155H32V157H31V159H30V162H34L33 161ZM145 159V158H144ZM40 162V163H41ZM41 164H46L45 162H43V163H41ZM34 165H35V163H34ZM72 165H68V170H67V172H66V176H65V178H67V179H70V178H72L71 177V175L68 173L69 171H70V173L72 174V170H73V166L71 167ZM234 166V165H233ZM70 167H71V169H70ZM237 167V166H236ZM222 169V168H221ZM56 170V169H55ZM219 171V170H218ZM220 172V171H219ZM227 172V171H226ZM238 172V171H237ZM52 173V172H51ZM50 173V174H51ZM54 175H56V174H54ZM241 175H243V174H241ZM224 176V175H223ZM235 177V176H234ZM244 177V176H243ZM59 178V177H58ZM242 178V177H241ZM241 178H240V180H241ZM245 178V177H244ZM239 179V178H238ZM225 180V179H224ZM223 180V181H224ZM239 180V181H240ZM242 180H244V179H242ZM220 181V180H219ZM223 181L222 182H220V183H223ZM231 181V180H230ZM225 182V181H224ZM59 183V182H58ZM57 183V184H58ZM233 184H234V182H233ZM233 184H228V183H223L222 185H223V189H224V187H232L231 185H233ZM221 185V184H220ZM235 185V184H234ZM58 186H60V185H57L56 186V188L58 187ZM215 186H217L216 184H215ZM214 186V187H215ZM219 186V185H218ZM80 187V186H79ZM220 187V186H219ZM227 188H225L224 190H227ZM232 188H234V187H232ZM59 189H60V187H59ZM58 189V190H59ZM81 189V188H80ZM212 189L214 190V189H216V188H213L212 187ZM218 189L219 188H217V191H218ZM72 190V189H71ZM221 190V188L219 189V191ZM223 190V191H224ZM230 190V189H229ZM229 190H227V191H229ZM232 191H231V194H232V192H233V189H231ZM66 191V190H65ZM75 191V190H74ZM216 190H215V192H217ZM67 192V191H66ZM75 192H77V191H75ZM80 192H82V191H80ZM112 192V191H111ZM211 192H213V191H211ZM210 192V193H211ZM226 192V191H225ZM225 192H224V194H225ZM58 193V192H57ZM69 193V192H68ZM78 193V192H77ZM227 193V192H226ZM237 193V192H236ZM59 194H60V192H59ZM79 194V193H78ZM217 194V193H216ZM219 194H220V192H219ZM223 194V193H222ZM230 194V195H231ZM234 195H235V193H233ZM68 195V194H67ZM76 195V194H75ZM88 195V194H87ZM208 195V194H207ZM207 195H206V197H207ZM211 195H213V193L211 194ZM229 195V196H230ZM50 196V195H49ZM63 196V195H62ZM62 196H61V199H63L62 198ZM69 197H71V195L69 194L68 195ZM73 196V195H72ZM78 196V195H77ZM76 196V197H77ZM81 196H82V193H81ZM85 195H83L82 197H84ZM223 197H224V195H222ZM67 197V196H66ZM68 197V198H69ZM87 197V196H86ZM89 197V196H88ZM91 197V196H90ZM96 197H98V196H95V198ZM220 197V196H219ZM226 197V196H225ZM233 197V196H232ZM38 198V197H37ZM58 198H60V197H58ZM67 198V199H68ZM75 198V197H74ZM94 198V199H95ZM205 198V197H204ZM215 198H216V195H215ZM215 198H213L212 196H211V200H213L214 201V199ZM231 198V197H230ZM234 198V197H233ZM238 201H240L238 198H237V196L235 197ZM234 198V201L236 200ZM239 198L240 199H242L241 197H240V195H239ZM64 199H65V197H64ZM81 199H83V198H81ZM91 199H92V197H91ZM94 199H92V200H94ZM97 200H98V198H96ZM207 199H209L208 197H207ZM216 199H218V198H216ZM222 199V198H221ZM224 199V198H223ZM69 200H73V199H70L69 198ZM87 200V199H86ZM90 200V199H89ZM142 200H143V197H142ZM242 200H244V199H242ZM54 201V200H53ZM52 200H51V202H53ZM61 200H59V202H60ZM77 201H80V199L79 200H77ZM76 201V202H77ZM83 201V200H82ZM81 201V202H82ZM91 201V200H90ZM182 201V200H181ZM183 201H184V199H183ZM233 201V202H234ZM63 202V201H62ZM66 202H68V204L71 206V208H68L67 209V207H66V209H63L62 207L63 206H61V203L60 204H56V206L55 207H57V209H59V210H62V211H68V210H72V206H75L76 207V205H78V204H76V205H73V202L74 201H72V202H70V201H68V200H66ZM76 202H74V203H76ZM85 202V201H84ZM237 202V201H236ZM64 203V202H63ZM62 203V204H63ZM77 203H79V202H77ZM95 203V202H94ZM96 203H97V201H96ZM101 203V202H100ZM217 203V202H216ZM215 203V204H216ZM43 204V203H42ZM81 204V203H80ZM213 204V203H212ZM44 205V204H43ZM69 205H68V207H69ZM94 205V204H93ZM41 206V205H40ZM44 206H46V205H44ZM102 206V205H101ZM212 206V205H211ZM213 206H214V204H213ZM47 207V206H46ZM78 207H79V205H78ZM88 207V206H87ZM156 207H158V204H156V202H154L153 204H152V207L151 208H156ZM216 207H217V205H215V207H214V209H216ZM50 208V207H49ZM53 208V207H52ZM146 208V207H145ZM148 208H150V207H148ZM160 208V207H159ZM77 208H75V210H76ZM80 209V208H79ZM48 210V209H47ZM54 210V209H53ZM52 210V211H53ZM56 210V209H55ZM74 210V209H73ZM74 210V211H75ZM159 210V209H158ZM6 211V210H5ZM50 211V210H49ZM78 211V210H77ZM11 212V210H9V211H6L5 213H4V215L5 214H7V213H10ZM51 212V211H50ZM54 212H56V211H54ZM197 212V211H196ZM53 213V212H52ZM57 213H58V211H57ZM56 213V214H57ZM62 213V212H61ZM65 213V212H64ZM68 213H69V211H68ZM71 213V212H70ZM78 213V212H77ZM119 213H121V212H117V215L119 216ZM194 213V212H193ZM193 213L191 214V215H193ZM236 213V212H235ZM69 215V214H68ZM79 215V214H78ZM122 215V214H121ZM28 216V215H27ZM188 216V215H187ZM216 216H218V213L216 214ZM258 216V215H257ZM20 217H22V216H19L18 218H20ZM66 217V216H65ZM64 217V218H65ZM77 217V216H76ZM255 217V216H254ZM18 218L16 219L15 217H12V218H10V222L8 223V224H10V225H12L13 226V228H14V226L18 223V222H22V221H13V220H18ZM206 218H208V217H206ZM210 219L209 220H211V226H213L214 227V225H213V223L214 222H216L214 219H213V216L211 215L210 217H209ZM0 219H3L4 221H7V217L6 218H0ZM31 218H29L28 220H30ZM70 219V218H69ZM34 220H36V219H34ZM67 220V219H66ZM80 220V219H79ZM71 221V220H70ZM196 221V220H195ZM199 221V220H198ZM205 221H206V219H205ZM233 221H235L234 219H233ZM8 222V221H7ZM72 222H74L75 224H72V223H70V224H68L67 226H65L63 229H61L60 227H58V226H56L55 225V223H48V224H45L46 226H45V228H48V229H60L59 231L61 232V233H63V232H68L69 230H71V229H73L74 230V232H75V234H76V237H77V235H78V238H80L79 236L80 235H82V234H86V235H92L91 237L92 238H90L91 240L92 239H95L96 238V236H99V239H101V236H104L105 237V239L109 242V238H108V236L107 235H105V233L101 230V229H99V228H95V227H89V228H87V227H85V223L84 222H80V221H75V220H73ZM191 222V221H190ZM207 223V222H206ZM230 223H231V221H230ZM29 224H30V226H32V224H31V222H29ZM152 224V223H151ZM155 224V223H154ZM240 223H238V225H239ZM223 225V224H222ZM240 225H242V224H240ZM11 226V227H12ZM200 226V225H199ZM210 225L208 224V227H209ZM71 227V228H70ZM162 227V226H161ZM203 227V226H202ZM225 226H223V228H224ZM44 228V229H45ZM200 228V227H199ZM204 228V227H203ZM230 229H231V227H229ZM228 228V229H229ZM233 228V227H232ZM153 229H155V228H153ZM176 229L177 228H172V232L171 233H168L169 235H170V240L169 239H167V240H162L161 241V243H163V242H165V246L164 245H162V246H164V247H168L166 244H168L169 246H171L172 248H173V246L174 245H179L178 243H174V242H172L171 240L175 237V238H177L178 236H176L175 234H176ZM215 229H216V227H215ZM227 229V228H226ZM227 229V230H228ZM229 229V230H230ZM72 230V231H73ZM155 230H157V229H155ZM187 230V232H193V234H194V231H192L190 228H189V230L188 229H186ZM199 230V229H198ZM223 230V229H222ZM221 230V231H222ZM227 230H226V232H227ZM51 231H53V230H51ZM50 231V232H51ZM150 231H152V229L150 230ZM149 231V232H150ZM206 231H208V230H206ZM206 231L205 230H203V232H205V234H206ZM209 231H211V230H209ZM219 231V230H218ZM231 231H232V229H231ZM231 231H230V233H231ZM54 232V231H53ZM65 232V233H66ZM149 232H148V234H149ZM197 232V231H196ZM57 233V232H56ZM65 233H63L64 235H65ZM69 233H70V231H69ZM137 233V232H136ZM160 233V232H159ZM74 234V235H75ZM80 234V235H79ZM192 233H191V236L193 235ZM197 234V233H196ZM234 234V233H233ZM238 234V233H237ZM257 234V233H256ZM255 234V235H256ZM60 235V234H59ZM94 235H96L95 237H94ZM182 235V234H181ZM195 235V234H194ZM193 235V236H194ZM254 235V236H255ZM67 236V235H66ZM150 236H152V235H150ZM189 236H190V234H189ZM192 236V237H193ZM238 236V235H237ZM75 236H68V239L66 240V241H64V243L65 242H67V243H70L71 245H72V247H71V250H73L74 248H76L77 250H80L82 253L79 255V256H77V257H74L75 255L73 254L72 256H69V257H71V259L73 258V259H76V260H82V259H84V256L89 252H91L93 255H95V257L96 258H98V259H100L102 262H104L105 264H117V263H119L117 260H116V258H114L113 256H112V254L111 253H113V252H115V248L113 247V246H111V245H108L107 244V241H106V243L104 244V247L103 246H96V245H94V244H92V243H83V244H78L76 241L74 242L73 240H75V238H76ZM188 237V236H187ZM201 237H204V236H202V232H201ZM233 237V236H232ZM239 237H240V235H239ZM263 237V236H262ZM208 238V237H207ZM209 238H211V237H209ZM255 238V237H254ZM206 239V238H205ZM230 239V238H229ZM263 239V238H262ZM57 240H58V238H57ZM56 240V241H57ZM62 240V239H61ZM157 240V239H156ZM207 240V239H206ZM208 240H210V239H208ZM218 241H221V240H218ZM227 241V240H226ZM72 242H74V243H72ZM223 242H225V241H223ZM230 242V241H229ZM228 242V243H229ZM235 242V241H234ZM58 243V242H57ZM221 243V242H220ZM263 243V242H262ZM261 243V244H262ZM216 244H219V242L218 243H216ZM223 244V243H222ZM227 244V243H226ZM220 245V244H219ZM219 245H217V247L219 246ZM263 245V244H262ZM159 247H160V244L158 245ZM204 246H205V244H204ZM222 246V245H221ZM228 246V245H227ZM226 246V247H227ZM21 247H22V244H21ZM260 247H262L261 245H260ZM79 248V249H78ZM150 248V247H149ZM182 248V247H181ZM187 248V247H186ZM207 248H208V246H207ZM215 248V247H214ZM263 248V247H262ZM162 249H163V247H162ZM227 249V248H226ZM225 249V250H226ZM261 249V248H260ZM264 249V248H263ZM169 250H170V248H169ZM187 250V249H186ZM202 250H204V249H202ZM216 250V249H215ZM108 251V252H107ZM222 251V250H221ZM238 251H239V249H238ZM259 251V250H258ZM261 251V250H260ZM206 252V251H205ZM204 252V253H205ZM236 252H237V249H236ZM241 252H243V249H242V251ZM253 252H255V250L253 251ZM193 253V252H192ZM239 253H240V251H239ZM238 253V254H239ZM166 254V253H165ZM206 254H207V252H206ZM244 254H246V253H244ZM255 254H257V253H255ZM197 255V254H196ZM236 255V254H235ZM234 255V256H235ZM248 255V254H247ZM251 255V254H250ZM225 256V255H224ZM227 256H228V254H227ZM227 256H226V258H227ZM239 256V255H238ZM241 256V255H240ZM245 256V255H244ZM255 256V255H254ZM221 257V256H220ZM242 257V256H241ZM223 258V257H222ZM229 258H231L230 256H229ZM228 258V259H229ZM238 258V257H237ZM236 258V259H237ZM252 258V257H251ZM253 258H255V257H253ZM252 258V259H253ZM232 261H234L233 260V256H232ZM240 259V258H239ZM262 259V258H261ZM264 259V258H263ZM227 260V259H226ZM242 260V264L244 263V261H243V259H241ZM88 261V260H87ZM220 261V260H219ZM254 261V260H253ZM70 262V261H69ZM221 262V261H220ZM228 262V261H227ZM235 262V261H234ZM236 262H237V260H236ZM240 262V261H239ZM247 262V264H248V262H250V261H246ZM122 263V262H121ZM238 263V262H237ZM74 264V263H73ZM214 264V263H213ZM220 264H223V263H220ZM224 264H227V263H224ZM232 264V263H231ZM261 264V263H260Z\"/></svg>", "mask_w": 264, "mask_h": 264}]
</instances>
